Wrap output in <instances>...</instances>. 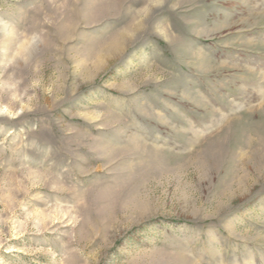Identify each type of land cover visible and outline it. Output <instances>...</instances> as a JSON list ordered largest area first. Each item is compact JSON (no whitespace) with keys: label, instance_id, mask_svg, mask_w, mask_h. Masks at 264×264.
<instances>
[{"label":"rangeland","instance_id":"obj_1","mask_svg":"<svg viewBox=\"0 0 264 264\" xmlns=\"http://www.w3.org/2000/svg\"><path fill=\"white\" fill-rule=\"evenodd\" d=\"M0 264H264V0H0Z\"/></svg>","mask_w":264,"mask_h":264}]
</instances>
